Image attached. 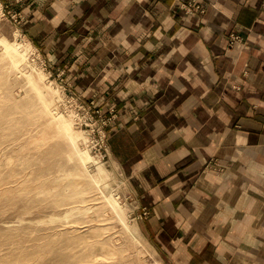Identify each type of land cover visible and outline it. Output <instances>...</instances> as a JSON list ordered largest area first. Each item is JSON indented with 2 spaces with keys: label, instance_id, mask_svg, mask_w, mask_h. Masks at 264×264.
Masks as SVG:
<instances>
[{
  "label": "crops",
  "instance_id": "0c3cea01",
  "mask_svg": "<svg viewBox=\"0 0 264 264\" xmlns=\"http://www.w3.org/2000/svg\"><path fill=\"white\" fill-rule=\"evenodd\" d=\"M1 1L52 71L116 112L110 159L157 251L264 264V0Z\"/></svg>",
  "mask_w": 264,
  "mask_h": 264
},
{
  "label": "rangeland",
  "instance_id": "374dc122",
  "mask_svg": "<svg viewBox=\"0 0 264 264\" xmlns=\"http://www.w3.org/2000/svg\"><path fill=\"white\" fill-rule=\"evenodd\" d=\"M17 17L0 0V264H173L143 231L140 218L149 210L138 211L110 159L113 111L102 112L103 147L98 124L80 106L97 101L43 63Z\"/></svg>",
  "mask_w": 264,
  "mask_h": 264
},
{
  "label": "built area",
  "instance_id": "2783aa9c",
  "mask_svg": "<svg viewBox=\"0 0 264 264\" xmlns=\"http://www.w3.org/2000/svg\"><path fill=\"white\" fill-rule=\"evenodd\" d=\"M181 9L186 12H204L206 10V6L204 0H186L181 4ZM15 19H17L19 23L20 19L18 17ZM241 38L242 36L238 33L232 34L230 43L232 44L235 40H240ZM45 62L46 61L43 60V63ZM80 106L81 109L84 111V115H86L87 118L94 119L95 122L98 124V126L95 128L99 133V138L97 140L101 142V146L104 147L105 145H107L106 140L108 139V133L105 130V124L108 122L107 116H105V114H103L99 110V108L96 107L94 100L89 101L87 105L80 101ZM111 110L113 111L111 112V116H115L116 112L113 109ZM95 116H97L98 118H96ZM94 120L88 121V123L94 122Z\"/></svg>",
  "mask_w": 264,
  "mask_h": 264
},
{
  "label": "bare ground",
  "instance_id": "6f19581e",
  "mask_svg": "<svg viewBox=\"0 0 264 264\" xmlns=\"http://www.w3.org/2000/svg\"><path fill=\"white\" fill-rule=\"evenodd\" d=\"M2 42H4V41H2ZM4 44H5V46H6L8 49H10V47H12V48H15L16 50L20 51V50H19L20 45H18V43H14V42L6 41ZM59 118H60V117H59ZM60 119H61V123L66 127V129L69 130V131H71L72 128H71L70 123H69L68 121L62 119V118H60ZM60 119H59V120H60ZM59 120H58V121H59ZM71 135H72V134H71ZM75 135H76V134H75ZM71 137H72V136H71ZM81 152H82V151H81ZM83 154H84L85 160H87L88 163L90 162L89 164H95L97 167H99V169H100V168L102 169V166H101L100 161H96V160H94L93 157L90 155V153H88L86 150H84V151H83ZM91 167H92V166H91ZM99 180H100V178L96 179L95 181H99ZM107 185H108V184H107ZM106 195H107V194H106Z\"/></svg>",
  "mask_w": 264,
  "mask_h": 264
}]
</instances>
